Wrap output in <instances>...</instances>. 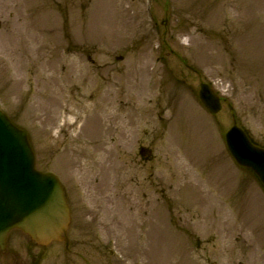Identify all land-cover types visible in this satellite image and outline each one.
<instances>
[{
  "label": "rangeland",
  "instance_id": "obj_1",
  "mask_svg": "<svg viewBox=\"0 0 264 264\" xmlns=\"http://www.w3.org/2000/svg\"><path fill=\"white\" fill-rule=\"evenodd\" d=\"M200 83L264 143V0H0V108L91 231L79 258L51 244L41 264H174L188 244L178 264H264V194L232 166L231 112L209 116ZM231 184L239 197L211 207ZM39 251L20 234L0 264Z\"/></svg>",
  "mask_w": 264,
  "mask_h": 264
},
{
  "label": "water",
  "instance_id": "obj_2",
  "mask_svg": "<svg viewBox=\"0 0 264 264\" xmlns=\"http://www.w3.org/2000/svg\"><path fill=\"white\" fill-rule=\"evenodd\" d=\"M199 98L211 113L220 109L217 97L206 85H201ZM224 140L234 160L252 170L264 186V150L253 146L235 124L224 134ZM68 221L59 181L51 173L35 170L27 133L0 110V246L13 228L37 244L60 240Z\"/></svg>",
  "mask_w": 264,
  "mask_h": 264
},
{
  "label": "flooded vegetation",
  "instance_id": "obj_3",
  "mask_svg": "<svg viewBox=\"0 0 264 264\" xmlns=\"http://www.w3.org/2000/svg\"><path fill=\"white\" fill-rule=\"evenodd\" d=\"M138 154H140L142 156H144V154H145V156L142 157V159H145L146 161L149 160V156H146L147 152L143 147L140 148ZM143 200H144L145 204H148L150 202L148 200V198H144ZM133 207H135L134 204H133ZM145 213H146V216H144L142 218L145 219L146 224H149L148 219H147L149 214L147 215L146 211H145ZM181 218L182 217L178 218V220L181 221ZM190 219H192V221H195V220H201L202 221V218L200 216H193ZM185 220H186V218H185ZM85 224L86 223H76V222L74 223L71 221V225L69 227V232H68V237H67L68 240H67V243L64 244V248H63L65 250V252L67 253L66 257H67V262H69V263L74 261V258L80 257L81 253L79 251H81V252L83 251V248H82V245L84 244L83 238L87 237L88 235L91 236V231L89 228H88L89 231H85ZM188 232H189V236H191L190 231H188ZM200 235H201L200 231L196 230V233L194 235L195 239L197 240V237H200ZM94 236H95V232L93 231V237ZM14 237L15 236H13V234H11V233L7 236L5 251H6V249L9 251V247L11 248V243H12ZM191 237H193V236H191ZM196 248L197 247H195V250L198 249V248L197 249ZM45 253L46 252H44L43 250H40L38 253L35 254V257L32 258L28 264H39L41 262V260L43 259V256L45 255ZM56 255L63 256L60 248L56 251ZM70 256H73V258H71ZM6 264H23V263L21 261L18 262L17 260H15L13 263H6Z\"/></svg>",
  "mask_w": 264,
  "mask_h": 264
}]
</instances>
